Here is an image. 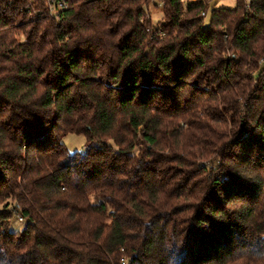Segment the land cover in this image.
<instances>
[{
    "label": "trees",
    "instance_id": "obj_1",
    "mask_svg": "<svg viewBox=\"0 0 264 264\" xmlns=\"http://www.w3.org/2000/svg\"><path fill=\"white\" fill-rule=\"evenodd\" d=\"M151 1L0 0V264H264V0Z\"/></svg>",
    "mask_w": 264,
    "mask_h": 264
},
{
    "label": "rangeland",
    "instance_id": "obj_2",
    "mask_svg": "<svg viewBox=\"0 0 264 264\" xmlns=\"http://www.w3.org/2000/svg\"><path fill=\"white\" fill-rule=\"evenodd\" d=\"M195 1V0H191ZM226 7L235 8L236 0H211L208 6L207 16L204 18V24L207 26L211 19L213 9ZM147 16L150 17L154 26H159L164 20L163 5L160 0H152L151 3L146 7ZM62 141L66 144L70 152L81 151L85 148L87 140L84 135L68 133L62 138ZM0 209L2 205L0 204ZM26 225L25 220L20 221L17 216H14L10 222L11 231H21Z\"/></svg>",
    "mask_w": 264,
    "mask_h": 264
},
{
    "label": "built area",
    "instance_id": "obj_3",
    "mask_svg": "<svg viewBox=\"0 0 264 264\" xmlns=\"http://www.w3.org/2000/svg\"><path fill=\"white\" fill-rule=\"evenodd\" d=\"M45 3L48 9V12L51 15H58L60 11L67 9L69 6L68 0H45ZM201 15L206 16L207 15L206 11H202ZM19 220L24 221V218L19 217Z\"/></svg>",
    "mask_w": 264,
    "mask_h": 264
}]
</instances>
